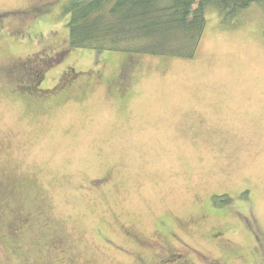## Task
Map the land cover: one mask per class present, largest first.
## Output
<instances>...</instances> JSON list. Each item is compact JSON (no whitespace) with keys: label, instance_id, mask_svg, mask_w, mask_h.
<instances>
[{"label":"rangeland","instance_id":"obj_1","mask_svg":"<svg viewBox=\"0 0 264 264\" xmlns=\"http://www.w3.org/2000/svg\"><path fill=\"white\" fill-rule=\"evenodd\" d=\"M64 1L0 0V264H264V7L181 58L69 48Z\"/></svg>","mask_w":264,"mask_h":264},{"label":"trees","instance_id":"obj_2","mask_svg":"<svg viewBox=\"0 0 264 264\" xmlns=\"http://www.w3.org/2000/svg\"><path fill=\"white\" fill-rule=\"evenodd\" d=\"M252 3L264 7V0H65L60 12L69 16V48L191 58L207 24L208 6L216 7L226 25ZM211 199L223 207L231 196L213 194Z\"/></svg>","mask_w":264,"mask_h":264}]
</instances>
